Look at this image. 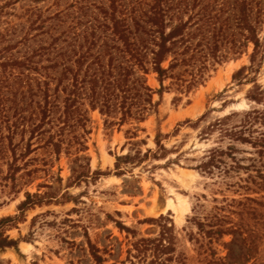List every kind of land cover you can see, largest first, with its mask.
<instances>
[{"label":"trees","instance_id":"16d2710c","mask_svg":"<svg viewBox=\"0 0 264 264\" xmlns=\"http://www.w3.org/2000/svg\"><path fill=\"white\" fill-rule=\"evenodd\" d=\"M20 1L0 0V27L5 26L0 29V160L7 167L4 179L14 188L19 177L34 178L40 171L32 158L38 150L60 157L64 150L78 154L85 148L75 129L86 125L89 112L118 115L119 127L145 122L156 93L148 74L158 76L161 91L175 89L182 99L205 84L217 66L253 46L250 65L233 77L252 84L246 95L251 106L198 128V142L211 145L192 167L212 181L214 201L225 205L203 215L205 204L199 199L190 219L198 232L189 240L208 252V264H226L227 257L218 255L214 244L241 233L240 226L225 225L234 205L258 201L248 192L264 193V85L252 75L264 64V0H72L64 7L62 0H53L61 9L48 17L52 6L17 11ZM18 33L23 36L16 41ZM168 79L171 84L165 87ZM204 118L188 124L198 127ZM162 136L155 139L157 150L118 157V169L121 162L139 165L178 151L164 146ZM86 174L82 167L74 182ZM229 191L239 193V199L230 198ZM53 198L27 192L18 206L20 216L0 220V250L19 245L5 235V226ZM227 205L229 215L222 214ZM146 223L156 228L155 237L120 225L130 238L124 261L110 263L106 251L88 239L94 264H190L191 258L179 251L170 216Z\"/></svg>","mask_w":264,"mask_h":264},{"label":"rangeland","instance_id":"374dc122","mask_svg":"<svg viewBox=\"0 0 264 264\" xmlns=\"http://www.w3.org/2000/svg\"><path fill=\"white\" fill-rule=\"evenodd\" d=\"M71 2L62 0L61 7ZM52 4L53 0H22L17 4V11L30 6L43 10L52 6L46 13L48 17L61 9ZM22 36L15 35L16 41ZM243 51L238 59L217 66L205 84L181 95L182 99L177 98L180 94L175 89L161 91L158 76L148 74V84L156 93L155 106L145 122L119 127L118 115L107 118L100 111L89 112L86 125L75 129L85 148L78 154L64 150L60 157L47 149L38 150L32 158L40 171L34 178L19 177L16 188L4 179L7 167L0 160V220L20 216L18 206L27 192L46 193L59 199L27 209L16 224L2 229L6 236L18 240L19 245L0 250V264H94L88 239L101 252L106 251L103 255L110 263L124 261L130 238L120 225L147 237L156 228L146 221L162 215L173 220L179 251L191 258L190 264H208V252L189 240L190 234L198 232L190 221L193 208L200 199L205 204L201 209L204 215L225 203L214 201L217 187L192 169L198 164L203 149L211 145L198 142V128L251 106L246 95L252 84L245 79L242 82L233 79L237 71L250 65L253 46L244 47ZM252 75L258 84L264 85V64ZM170 84L168 79L164 85ZM203 116L204 121L198 127L188 124ZM158 134L163 135L160 140L164 146L168 149L177 146L178 151L162 159H146L139 165L121 162L118 169V157L134 155L138 150L144 153L147 149L157 150ZM82 167L88 177L76 183L74 179ZM248 193L258 201L235 204L230 215L227 205L222 212L231 218L225 224L227 227H241L236 237H220L214 244L218 255L227 257L226 264H264V193L259 190ZM227 195L239 199V193L229 191ZM217 197L222 198L219 194ZM234 238L237 239L231 244Z\"/></svg>","mask_w":264,"mask_h":264}]
</instances>
